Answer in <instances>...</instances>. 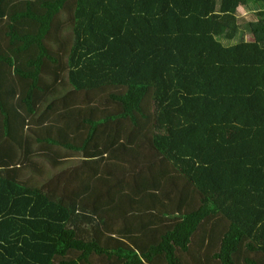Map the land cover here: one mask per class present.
<instances>
[{
    "label": "trees",
    "instance_id": "obj_1",
    "mask_svg": "<svg viewBox=\"0 0 264 264\" xmlns=\"http://www.w3.org/2000/svg\"><path fill=\"white\" fill-rule=\"evenodd\" d=\"M219 216L213 258L263 264L264 0H0V264H182Z\"/></svg>",
    "mask_w": 264,
    "mask_h": 264
},
{
    "label": "rangeland",
    "instance_id": "obj_2",
    "mask_svg": "<svg viewBox=\"0 0 264 264\" xmlns=\"http://www.w3.org/2000/svg\"><path fill=\"white\" fill-rule=\"evenodd\" d=\"M238 13L239 15H243V8L239 7L238 8ZM243 38L248 40L252 39V34H247L245 33L243 35ZM108 90V89H107ZM93 103H97L103 108H106L107 106H111L109 103H106L104 100H97L94 101ZM55 124H61V121H55ZM104 128V127H103ZM79 130V132H81ZM78 131H75L74 134L76 135ZM73 136V135H71ZM76 139V138H75ZM77 141V140H76ZM102 141L99 142L101 144ZM102 149V146L100 147ZM76 158H73V161H76V159L79 158L80 152H71ZM145 153V151H143ZM146 156V155H145ZM76 162H73L72 165L67 167V170L70 171L72 174L74 173V170H78V166L76 165ZM122 169V172H116L111 171L108 177V182L106 183H101L105 185L107 189L114 190L117 189L116 187L125 182V180H129L130 178V171H135L137 173L133 174H140L141 176L147 175L148 174V167L147 165H144L143 162L138 161V164H131L130 167L125 168V166ZM170 173H172V170H170ZM131 179L129 180V182ZM178 189L183 190L182 187L184 186L183 182L180 180V178H177L176 180ZM188 187V186H187ZM177 194V191L175 189V186H170L169 187V196L172 194ZM176 196L172 201L166 202V204L170 205L171 208H174V202L176 200ZM98 204V203H96ZM98 205H103L107 206L110 204H98ZM134 208L131 207V205L128 206H121L120 207V212H109V214L104 213L103 211L100 213L102 216L106 217V222L108 226H110L113 230L115 231H120L121 233H125L127 231V226L131 224H137L138 216H136V213L134 211H137V208L135 205H133ZM130 208V209H128ZM156 207L153 206L150 208V211L148 214H144V219L148 221V216L149 214L151 216H156L158 215L157 212H155ZM172 211V209H170ZM227 224V220L224 219L223 217L219 216L215 219H209L207 221H204L201 223V225L198 227L196 232L193 234L191 241L189 243L188 250L183 252L180 250H177L178 255L180 256L182 264H220L215 258H213V253L218 249L219 245V239L222 234V232L225 229V226ZM127 225V226H126ZM153 225V224H152ZM161 223H158V226H160ZM114 231H111L112 233ZM139 234L143 237L140 238L143 241H148L152 237L153 234H155L154 231H149V230H143L139 231ZM74 255V254H73ZM247 253L243 252V256H246ZM254 256V254H251ZM239 261L243 262L242 259ZM90 264H112L111 261L106 260L105 258H99L96 256H91L89 258ZM263 263V262H262ZM79 264H87V263H79ZM148 264H162L161 260H156L154 263H148ZM264 264V263H263Z\"/></svg>",
    "mask_w": 264,
    "mask_h": 264
},
{
    "label": "crops",
    "instance_id": "obj_3",
    "mask_svg": "<svg viewBox=\"0 0 264 264\" xmlns=\"http://www.w3.org/2000/svg\"><path fill=\"white\" fill-rule=\"evenodd\" d=\"M244 11V10H243Z\"/></svg>",
    "mask_w": 264,
    "mask_h": 264
}]
</instances>
